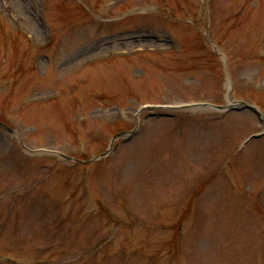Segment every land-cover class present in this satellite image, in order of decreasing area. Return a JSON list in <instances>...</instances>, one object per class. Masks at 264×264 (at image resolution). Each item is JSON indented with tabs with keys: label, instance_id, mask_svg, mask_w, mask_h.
Masks as SVG:
<instances>
[{
	"label": "rangeland",
	"instance_id": "obj_1",
	"mask_svg": "<svg viewBox=\"0 0 264 264\" xmlns=\"http://www.w3.org/2000/svg\"><path fill=\"white\" fill-rule=\"evenodd\" d=\"M234 101L264 0H0V264H264V121L201 106Z\"/></svg>",
	"mask_w": 264,
	"mask_h": 264
},
{
	"label": "water",
	"instance_id": "obj_2",
	"mask_svg": "<svg viewBox=\"0 0 264 264\" xmlns=\"http://www.w3.org/2000/svg\"><path fill=\"white\" fill-rule=\"evenodd\" d=\"M212 106L214 108H217L218 110H234V109H242V108H250L255 110L256 112H258V114L260 115V118H262V120L264 121V114L254 105L244 102V101H234L233 103H230L226 106H217V105H212V104H201V106ZM183 107V106H182ZM186 106H184L183 108H185ZM264 133V132H263ZM262 134V132L260 133ZM259 135V134H258ZM47 153H54L55 151H50V150H44Z\"/></svg>",
	"mask_w": 264,
	"mask_h": 264
}]
</instances>
